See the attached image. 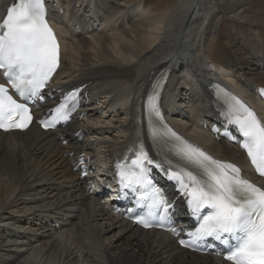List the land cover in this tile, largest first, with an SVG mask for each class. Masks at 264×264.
<instances>
[{"label": "bare ground", "instance_id": "bare-ground-1", "mask_svg": "<svg viewBox=\"0 0 264 264\" xmlns=\"http://www.w3.org/2000/svg\"><path fill=\"white\" fill-rule=\"evenodd\" d=\"M11 1L0 0V15ZM90 3L91 10L89 0H55L49 9L50 18L75 23L57 25L58 82L81 88L91 106L65 131L0 132V264H228L180 250L166 233L140 230L89 191L99 189L112 159L133 148L141 104L163 69L176 136L212 159L241 163L238 146L213 131L235 127L210 102L209 87L222 82L264 121V0ZM79 154L95 167L86 181L73 170Z\"/></svg>", "mask_w": 264, "mask_h": 264}, {"label": "snow or ice", "instance_id": "snow-or-ice-1", "mask_svg": "<svg viewBox=\"0 0 264 264\" xmlns=\"http://www.w3.org/2000/svg\"><path fill=\"white\" fill-rule=\"evenodd\" d=\"M58 63L59 45L45 19L43 0H19L18 3L14 0L0 20V75L7 78V83L20 97L40 98V90L51 78ZM229 99L234 101L229 105V122L238 125L245 138L243 147L251 163L264 176V123L239 100L234 97ZM66 107L61 104L56 109L57 120L67 119ZM150 111L160 117L154 102ZM31 120L29 108L24 103H18L0 85V129H24ZM44 126L54 127L55 121ZM164 127V134L167 135L170 130L166 125ZM157 134L153 133L154 136ZM172 136L179 141L177 150L181 158L200 170V175L183 168L168 173L171 179L179 182L190 209L202 221L194 232L188 233L192 237L191 243L181 240L180 244L199 247L197 241L208 237L221 244L235 240V247L229 250L225 259L232 264H264V190L240 178L239 169L235 166L212 159L200 149L182 141L174 132ZM144 162L147 165L155 163L141 148L137 158L132 161L138 171L122 170V182L142 184L147 171ZM167 206L168 201L157 191L149 205L155 212L149 211L146 217H138L136 223L145 228L158 226L152 223V218L160 211L166 212ZM203 209L208 211L201 214ZM172 231L175 234V229Z\"/></svg>", "mask_w": 264, "mask_h": 264}, {"label": "rangeland", "instance_id": "rangeland-1", "mask_svg": "<svg viewBox=\"0 0 264 264\" xmlns=\"http://www.w3.org/2000/svg\"><path fill=\"white\" fill-rule=\"evenodd\" d=\"M243 75H245L247 79H250V77H248L247 74H243ZM249 83H252V82H249ZM97 111H100V108H99V110H97ZM33 196H34V195H33ZM5 226H6V225H5ZM7 228H9L10 230H13L15 233H17V234H19V235H22V234H24V233L27 232L25 229H21V230H19L18 232H16L17 229H15L14 226H12V225H9ZM28 250H29V249H28ZM30 251H31V250H29V251L26 253V256L29 257V256L31 255V254H30Z\"/></svg>", "mask_w": 264, "mask_h": 264}]
</instances>
